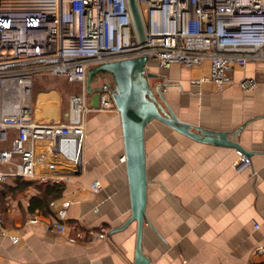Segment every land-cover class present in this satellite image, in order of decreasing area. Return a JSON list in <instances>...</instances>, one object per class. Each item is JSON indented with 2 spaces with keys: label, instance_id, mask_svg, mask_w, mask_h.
Here are the masks:
<instances>
[{
  "label": "crops",
  "instance_id": "crops-1",
  "mask_svg": "<svg viewBox=\"0 0 264 264\" xmlns=\"http://www.w3.org/2000/svg\"><path fill=\"white\" fill-rule=\"evenodd\" d=\"M163 69L159 76L175 83L169 92L178 100L166 99L180 119L232 132L231 137L252 153L247 157L235 148L199 142L162 122H152L146 135L148 201L143 253L151 264H264V250L258 251L264 247L263 64L249 62L235 68L234 82L223 89L189 84L190 77L209 72V61L194 69L181 64ZM244 77L254 78L251 88L241 86ZM51 92L60 105L58 90L36 93L32 97L36 117L45 111L40 95ZM47 110L51 111L42 119L68 120L69 111L63 115L59 111L55 118L48 117L52 109ZM83 143L79 166L40 150L39 172L65 179L26 180L31 184L24 192L6 194L5 210L0 207L4 217L0 264H135L136 223L115 231L131 215L117 109L90 112ZM47 183H64L61 196L51 198L46 213L29 212L31 197L41 194ZM6 185L15 187L16 180ZM32 217L38 221L31 222ZM61 219L69 224L65 232L46 228Z\"/></svg>",
  "mask_w": 264,
  "mask_h": 264
},
{
  "label": "built area",
  "instance_id": "built-area-1",
  "mask_svg": "<svg viewBox=\"0 0 264 264\" xmlns=\"http://www.w3.org/2000/svg\"><path fill=\"white\" fill-rule=\"evenodd\" d=\"M138 3L146 28L144 44L137 37L128 0H0V144H10L0 146V189L11 179H65L39 172L40 150L80 165L78 146L85 139L88 111L114 106L108 80L100 85L99 105L91 106L86 83L93 66L140 56L149 58L148 69L155 62L162 69L173 64L194 69L209 61V72L190 77L189 84H213L217 89L234 82L237 67L260 62L264 68V0ZM36 73L82 85L69 97L68 120L34 115ZM254 83L251 77L240 81L245 89ZM65 214L62 210L61 218ZM46 228L62 233L69 224L61 219ZM263 250L259 246L258 251Z\"/></svg>",
  "mask_w": 264,
  "mask_h": 264
},
{
  "label": "water",
  "instance_id": "water-1",
  "mask_svg": "<svg viewBox=\"0 0 264 264\" xmlns=\"http://www.w3.org/2000/svg\"><path fill=\"white\" fill-rule=\"evenodd\" d=\"M128 1L137 37L144 44L147 38L146 28L138 0ZM148 62L147 56H140L93 66L88 70L86 83L93 107L99 105L102 89V86L93 87V82L102 78L113 84L112 100L121 118L131 197V215L115 231L124 230L136 223L135 264H151L150 258L143 253L142 246L148 201L146 135L152 122H162L199 142L235 148L247 157L252 153L231 137L232 132L213 130L180 119L159 86L151 85L150 80L157 78L159 74L150 70L153 67L147 68Z\"/></svg>",
  "mask_w": 264,
  "mask_h": 264
},
{
  "label": "rangeland",
  "instance_id": "rangeland-1",
  "mask_svg": "<svg viewBox=\"0 0 264 264\" xmlns=\"http://www.w3.org/2000/svg\"><path fill=\"white\" fill-rule=\"evenodd\" d=\"M153 67L152 69H150L151 71H154L158 74H161L162 71L165 72L166 69H162L158 66H156L155 64L150 66ZM168 73V71H167ZM35 83L33 86V92H32V97H34V95L38 92L41 91H50L51 89H56L58 90L59 94H60V105L57 102V95L55 94V92H51V93H42L40 95V99L39 102L43 103L44 108L43 110L45 111H39V115L38 118H41V115H46L45 113L51 111V110H47V109H52V112L47 115L48 117H55L57 118V114L60 111V114L63 115L65 112L69 111V97L72 93H76V92H80L82 89V85L78 84V83H72L70 81H68L66 78L62 77V76H52V75H43L42 73H36L35 75ZM104 83V79L99 78L97 81L93 82V87L95 86H100L101 84ZM150 83L153 87L160 85L161 87L163 86V90H165L163 93L165 95V97L167 99L172 100H178L177 96H175V94L170 93V88L165 87L166 85L172 86L175 83L171 80V79H165L163 80V77H161V75L158 78H152L150 80ZM95 85V86H94ZM43 98V99H41ZM58 105L60 106V108L58 107ZM59 108V110L57 108ZM38 108H40V105H38ZM55 109L58 110L55 112ZM113 109H116V106L114 104ZM96 111H101V109H95ZM95 110L91 109L90 111H88V114L90 112H95ZM58 112V113H57ZM87 114V115H88ZM46 117V116H45ZM87 119V117H86ZM159 122V121H158ZM87 127V124H86ZM10 144H0V146L3 147H8ZM17 159V157L15 158Z\"/></svg>",
  "mask_w": 264,
  "mask_h": 264
},
{
  "label": "trees",
  "instance_id": "trees-1",
  "mask_svg": "<svg viewBox=\"0 0 264 264\" xmlns=\"http://www.w3.org/2000/svg\"><path fill=\"white\" fill-rule=\"evenodd\" d=\"M44 75V74H43ZM65 78V77H64ZM31 182L24 181L21 178L16 180L15 187L4 186L3 189H0V199L2 210H5V203L3 202L4 197L8 192H14L15 194L24 192ZM65 188L64 183H47L41 188V194L31 197L30 204L28 207L29 212L33 213L36 210L45 211L48 208L51 198L60 197ZM46 213V211L44 212Z\"/></svg>",
  "mask_w": 264,
  "mask_h": 264
},
{
  "label": "bare ground",
  "instance_id": "bare-ground-1",
  "mask_svg": "<svg viewBox=\"0 0 264 264\" xmlns=\"http://www.w3.org/2000/svg\"><path fill=\"white\" fill-rule=\"evenodd\" d=\"M81 138H79L78 140H80ZM79 152H81V148L83 147V141H80V143H79Z\"/></svg>",
  "mask_w": 264,
  "mask_h": 264
}]
</instances>
